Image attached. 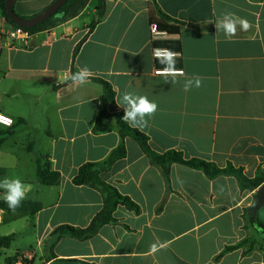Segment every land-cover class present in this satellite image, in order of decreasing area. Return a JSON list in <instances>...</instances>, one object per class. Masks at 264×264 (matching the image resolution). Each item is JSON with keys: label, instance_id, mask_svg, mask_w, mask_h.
<instances>
[{"label": "crops", "instance_id": "crops-1", "mask_svg": "<svg viewBox=\"0 0 264 264\" xmlns=\"http://www.w3.org/2000/svg\"><path fill=\"white\" fill-rule=\"evenodd\" d=\"M55 1L16 0L15 12L32 18ZM97 5L98 0H90L76 18L34 34L29 50L3 49L0 113L15 124L0 126V134L10 132L0 136V168L5 170L0 181L19 178L30 186L23 201L39 202L43 209L35 216L0 209V235L14 236L9 248H0V264L15 256L27 264H264V232L244 219L258 190L242 192L233 177L208 180L178 164L171 167L168 190L161 169L130 138L126 158L102 178L137 203L141 215L119 206L117 223L85 242L62 238L51 257L55 230L64 225L85 229L103 208L102 192L76 186L73 179L81 166L104 163L121 144L114 116L124 114L125 92L157 103L146 127H132L149 137L156 153L176 150L186 159L221 168L232 163L248 178L264 171V0H106L99 21ZM158 10L179 26L178 35L157 41L180 43L176 68L184 75L177 83H166L153 54L150 27L166 23ZM225 13L247 19L250 29L238 28L226 37L215 29ZM0 22L8 23L1 8ZM84 67L92 73L86 84L68 82L73 70ZM196 76L201 87L185 92V77ZM93 78L107 81L116 93L107 109L112 116L108 131L100 134L94 127L104 87ZM42 155L61 175L58 186H45L38 177ZM3 194L0 189V202ZM257 213L264 223V207ZM246 239L243 247L217 259Z\"/></svg>", "mask_w": 264, "mask_h": 264}, {"label": "trees", "instance_id": "trees-1", "mask_svg": "<svg viewBox=\"0 0 264 264\" xmlns=\"http://www.w3.org/2000/svg\"><path fill=\"white\" fill-rule=\"evenodd\" d=\"M6 0H0V8L3 11L6 21L14 25L8 18L5 6ZM90 0H70L68 1L55 15L49 18L46 22L40 24L37 27L27 29L32 34L44 32L48 29L56 28L58 25L65 23L71 19L76 18L80 13L88 6ZM156 2L157 0H152ZM106 0H98L97 12L98 21L103 17L105 12ZM159 16L166 23L157 24L158 29L161 32H165L168 35H178L179 26L174 25L175 20L164 14L161 10H158ZM23 18V17H22ZM27 19V18H24ZM168 23V24H167ZM97 24V21L90 26V30ZM82 44H79L74 51V59L78 55ZM168 48L172 51L180 54L181 46L180 43L172 42H154L153 48ZM77 71L73 70V74ZM93 80L104 87V94L100 102V110L98 113L96 125L94 127V133L100 134L108 131L109 123L112 118L108 114V105L115 102L116 93L113 90L111 84L100 78H93ZM68 82H72L69 80ZM123 113H119L114 117L117 119V124L120 129L121 144L115 149L108 160L104 163H87L80 167L77 175L73 179V183L76 186H89L96 189L104 194L103 208L92 220L91 224L85 228H75L69 225L59 227L52 234V238L55 240L51 247V257L55 258L53 253L55 244L64 237H71L75 240L85 242L94 238L100 231V229L106 225L115 224L117 220L114 214L119 206L125 207L128 211L139 216L142 213L141 207L135 203L130 197L122 195L118 189L108 183H106L102 174L108 172L115 163L126 158L127 150L125 140L130 138L134 140L144 155L150 160V162L161 169L162 174L165 178L168 190H170V171L174 164L182 165L192 170L202 172L208 180H215L219 177H233L237 180L239 188L242 192L244 191H256L264 186V171L259 170L254 178H248L243 168H237L232 163H228L226 167H219L213 162H208L201 159H186L181 152L171 150L163 154L156 153L152 150L149 144V137L143 132L132 128L128 123L122 120ZM10 132L1 133L0 136L4 137L9 135ZM1 146V140H0ZM5 170L0 168V175H4ZM37 175L42 181L43 185L48 187L58 186L61 180V175L54 171L52 163L48 155H42L37 162ZM257 198V197H256ZM255 204V203H254ZM254 204L244 210V219L248 224L260 228L264 232V223L259 219L257 211L255 212ZM164 202L158 207L157 213L163 210ZM0 209L12 212L9 210L8 205L2 200L0 202ZM43 206L39 202L33 201H22L21 206L15 212H26L35 216L41 212ZM254 217V220L252 218ZM128 228V227H127ZM14 241V236H1L0 235V248H9ZM249 240H244L236 246L227 247L224 252L217 257L221 258L224 254L240 249ZM19 257H11L7 259L6 264H17ZM22 261L27 264L28 262L24 259ZM66 263L77 262L75 260H61ZM79 264H82L78 262Z\"/></svg>", "mask_w": 264, "mask_h": 264}, {"label": "clouds", "instance_id": "clouds-1", "mask_svg": "<svg viewBox=\"0 0 264 264\" xmlns=\"http://www.w3.org/2000/svg\"><path fill=\"white\" fill-rule=\"evenodd\" d=\"M251 27L250 22L247 19L236 17L232 13H225L221 19L215 24L217 31H223L226 37L235 36L238 28L242 31H248ZM155 59L163 65V68L159 70V73L165 77V81L171 83H177V76L184 75L181 69L176 68V62L178 53L168 48H155ZM92 73L84 67L80 71L71 75L70 80L74 85L83 86L89 81ZM171 78L169 81L168 78ZM202 85V80L199 76L193 78L185 77V83L183 90L185 92L190 91L193 86L199 88ZM122 103L124 108V115L122 120L128 123L131 127L143 128L148 124L146 117H152L158 110V105L154 101H150L147 96L137 95L132 92H125L122 97ZM0 189L4 190L3 200L8 205L10 211H15L21 206L23 200L27 198V193L30 190V186L24 184L19 178H7L5 177L0 181ZM151 250L155 252L157 245L153 244Z\"/></svg>", "mask_w": 264, "mask_h": 264}, {"label": "built area", "instance_id": "built-area-1", "mask_svg": "<svg viewBox=\"0 0 264 264\" xmlns=\"http://www.w3.org/2000/svg\"><path fill=\"white\" fill-rule=\"evenodd\" d=\"M150 30L154 42H157L160 40V38H164L168 35L165 32H161L158 29L157 24H152ZM33 37L34 34H32L27 29L17 27L9 23L4 24L3 22H0V40L5 41V45H3L2 43L0 44V58L3 53L4 47L7 45L9 47H19L27 50L31 49ZM14 124L15 122L11 117L0 113V126H3L5 128H12ZM17 264H23V262L19 261Z\"/></svg>", "mask_w": 264, "mask_h": 264}, {"label": "water", "instance_id": "water-1", "mask_svg": "<svg viewBox=\"0 0 264 264\" xmlns=\"http://www.w3.org/2000/svg\"><path fill=\"white\" fill-rule=\"evenodd\" d=\"M68 1L70 0H56L48 8L39 13L38 15L24 19L18 16L15 12L16 0H6V12L10 21L17 27L24 29H31L39 26L40 24L46 22L49 18L55 15ZM255 212L264 207V186L260 188L257 192V198L254 204ZM254 220V217L252 218Z\"/></svg>", "mask_w": 264, "mask_h": 264}, {"label": "rangeland", "instance_id": "rangeland-1", "mask_svg": "<svg viewBox=\"0 0 264 264\" xmlns=\"http://www.w3.org/2000/svg\"><path fill=\"white\" fill-rule=\"evenodd\" d=\"M96 18H97V17H96ZM96 18H95V19H96ZM90 20H93V18L91 17Z\"/></svg>", "mask_w": 264, "mask_h": 264}]
</instances>
